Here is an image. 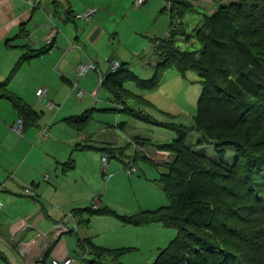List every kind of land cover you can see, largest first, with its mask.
I'll list each match as a JSON object with an SVG mask.
<instances>
[{"label":"trees","instance_id":"trees-1","mask_svg":"<svg viewBox=\"0 0 264 264\" xmlns=\"http://www.w3.org/2000/svg\"><path fill=\"white\" fill-rule=\"evenodd\" d=\"M161 1L169 30L165 37L154 39L158 62L152 77L139 79L121 62L115 73L102 75L100 89L121 100L124 82L133 81L139 89L151 91L171 68L181 75L194 72L200 78L196 112L189 125L158 121L127 106L122 109L133 118L176 134L169 143L153 144L171 154L168 162L155 164L163 170L157 182L168 204L131 216H118L107 208L89 207L83 212L89 217L116 216L125 225L159 223L174 228L175 237L151 264H264V0L222 3L211 13H201L191 32L184 19L195 9L194 2L202 0ZM195 44L199 48L191 49ZM1 96L18 111L24 129L40 117L19 98L7 92ZM92 112L86 110L65 122L81 133ZM193 132L200 137L196 145H188V135ZM133 142L142 147L151 144L140 136ZM208 144L214 146L217 159L195 149ZM130 146L100 151L118 158ZM74 148L93 147L79 142ZM223 148L233 150L232 164L225 162ZM72 163L69 158L65 166ZM79 212L74 211L73 216ZM79 223L87 225L89 220ZM77 242L92 257L89 264H104L106 257L114 260L130 250L96 247L87 239Z\"/></svg>","mask_w":264,"mask_h":264},{"label":"crops","instance_id":"crops-1","mask_svg":"<svg viewBox=\"0 0 264 264\" xmlns=\"http://www.w3.org/2000/svg\"><path fill=\"white\" fill-rule=\"evenodd\" d=\"M135 1L133 0L132 6L134 9L142 7L137 12H143V9L145 11L152 5V0H146L143 5L136 7ZM157 2L153 3L155 7L153 6L151 11L153 21L159 16L161 6L162 8L164 6L161 0ZM96 5L107 7L105 11L96 13L91 20L85 21L86 23L77 24L78 19L75 15L89 7L96 8ZM132 11L135 10L127 9L128 14ZM118 16V8L113 9L109 0H0V85H2L0 87V264H50L51 259L66 257L74 259L68 253L66 245L68 238L63 237L73 234V231L59 233L56 226L60 223L68 227L72 225L77 227V231H74L77 234V247L78 239H87L96 247L107 249L118 248L116 242L118 237L112 244L97 241L99 235L93 236L94 227L99 222L97 218H108L107 222L112 231L123 233L125 228L129 227L112 215L89 217L83 212L91 207L96 199L100 203V208L103 206L104 199L100 198L103 192L101 175H105L106 185L111 188L118 174L117 166L110 165L109 162L104 169L101 164L104 153L100 154L95 150L123 146L102 140L103 142L93 141L96 143L95 150L93 148L77 150L74 148L77 143H85L92 139L82 133H77L74 138L68 135L67 138L60 139L62 131L55 130L54 139L50 142L48 131L51 128L47 126L56 120L67 124L65 119L82 115L86 110H95L91 108L92 104L89 102L82 100L69 104V100L73 82L78 83L77 87L81 85L90 90L91 96L95 98L100 90L99 75L94 72L95 76L89 73L84 78L76 79L72 69L78 61L94 59L101 75L109 73V62L106 66L103 63L101 66L98 61L100 51L97 45L109 34L107 23L117 22ZM162 18L163 22L159 29L155 25L151 28L153 41L160 38V35L164 34L165 37L168 34V16ZM50 24H55L59 33L55 38V50L44 52L46 47L43 39ZM111 59L115 58L111 55L108 61ZM123 61L122 63H127L129 66L128 62ZM54 78L66 81L67 85L62 84L60 88L50 89ZM81 79L83 80L80 84ZM59 84L61 85L60 81ZM39 89H46L45 98L41 100L36 94ZM4 92L19 98L40 115V119L32 124L36 126L35 129L25 127L23 136L11 131L10 127L19 118V113L8 98L1 96ZM47 101L53 102L56 108L48 110L45 106ZM78 113L80 114L77 115ZM44 131L47 136L43 139L40 138V134ZM102 131L104 132V128ZM135 137L128 138L125 144L131 143L127 154V157L131 158L130 161L134 157L138 158L137 153L142 154L143 159L154 165L166 163L171 159L169 152L158 150L153 144H150L152 153L147 148L150 145L144 147L136 145L133 142ZM63 142H66L64 146L69 148V151L74 148L76 152L72 165L62 167L59 171V167L67 163V160L62 163L66 157L62 153L66 152V149L60 154L56 152L57 145H63ZM46 175L48 178L45 180ZM24 185H31L37 196L35 198L25 196ZM161 198V195L153 198L143 208L145 210L159 208ZM105 204L109 203L105 202ZM74 211H80L79 216H73L71 219L66 217L69 213L73 215ZM85 219L89 220L87 225L79 223ZM151 225L156 231L153 234L160 235L161 247L157 248L159 252L176 233L172 238L162 237V231L169 229L159 223L130 227L136 228L135 233L139 234L136 231L139 230L138 228L148 231L147 227ZM90 226L92 227L90 233H85L86 236H78L79 228L84 227V230H88Z\"/></svg>","mask_w":264,"mask_h":264},{"label":"rangeland","instance_id":"rangeland-1","mask_svg":"<svg viewBox=\"0 0 264 264\" xmlns=\"http://www.w3.org/2000/svg\"><path fill=\"white\" fill-rule=\"evenodd\" d=\"M157 1L160 0H152V5L147 10L144 11L143 9V12H137V10H141L142 7L134 9V7H132L133 0L130 2L129 0H109L110 6H112L113 9L118 8L119 16L117 22L113 23V21H110L107 23L109 34L106 35L97 45V48L100 51L98 61H100L101 66L102 63L106 66L109 62L108 58L112 55V57L115 58L114 60H117L120 63L123 60H125L123 62H128L129 72L136 74L139 79H148L152 77L153 66L158 62V57L154 51V41L152 39L153 33L151 28L155 25L157 29H159L163 22L162 17H167V13L161 11L159 16L157 15V19L155 21L152 20L153 15L151 11L154 6L153 3H158ZM221 1L202 0L194 2L195 9L188 13L184 19L187 32H191L193 26L200 18L201 13H211L220 4H229L236 0ZM105 7L96 5V8L98 9L96 13L105 11ZM128 8H132L135 11H132L129 15L127 13ZM82 23L86 22L77 20V24ZM163 36L164 34L159 37L162 38ZM198 48L199 47L196 44L191 47V49ZM52 49L55 50V47ZM93 73V71L90 72L91 76H95ZM82 80L83 79H81L80 84ZM59 81L61 85L59 84ZM40 84H42V82H40ZM62 84L67 85V82L54 78L51 82L52 86H50V89L55 90L60 88L62 87ZM76 84H74L75 86L72 85L73 90L70 95L71 99L69 100V104L83 100L91 103V108H95L92 112V115L94 114V116H92L87 126L81 131L83 135L92 139L85 142V144L91 145L93 150H95L96 146V143H93V141L103 142L102 140H108L109 142H114L113 145L124 147L127 143V139L135 136L147 138L150 140L151 144L171 142L176 136L175 132L133 118L129 116L126 111L122 110L123 106H127L136 111H143L158 121H174L176 124L189 125L192 116L196 112L197 99L201 89L200 78L196 73L187 72L185 75H181L175 68L168 69L163 74L161 84L151 91H143L139 89L133 81L124 82L123 90L125 91V94L120 98L121 100H116L113 94L105 89H100L97 96L94 98L91 96L90 90L85 89L81 85L77 87L78 85ZM79 91H82L81 97L77 96ZM137 96H142L144 101ZM79 114L80 113L77 115ZM41 117H43V115ZM62 122L63 121L58 122V120H56L52 124H47V126H50L51 128L48 131L50 142L54 139L53 132L55 130L62 131L60 139H64V137L67 138L68 135L72 138L76 137L77 131ZM122 123L125 125H122ZM26 127L29 129L36 128V126L32 124H29ZM103 128L104 132L102 131ZM199 137L200 134L196 132L190 133L187 140L188 145H196ZM37 140L42 142L39 139ZM65 144L66 142L63 145H57L58 147L56 149L57 154H60L63 149H66V152L63 151L64 153H62L66 155L62 163H65L66 160L68 162L69 158L73 160L74 153L76 152L74 151V148L72 151H69V148L64 146ZM147 148H149V152L152 153L153 149L151 148V145ZM195 149L217 159L213 145L195 146ZM223 150L226 153L224 157L225 162L227 164H232L235 155L233 150L230 148H223ZM95 151H98L100 154L106 152L103 150V152L100 150ZM127 154L128 150H125L123 155H118V158L113 155H107L110 165L117 166L118 174H116L114 185L111 188H108L106 185L105 175H101L103 192L101 193L100 198L104 199L102 208L114 211L118 216H131L137 213L140 208L141 210H145L143 207L159 195H161L162 201L158 206L161 207L168 204V201L157 182L162 168L143 159L142 154L137 153L139 154L138 158H136L135 161H131L132 164L134 162L137 171L130 176H127L125 169L131 159L127 157ZM62 167H65V165L62 164V166L59 167V171ZM105 202H108L109 204L107 205ZM104 204L107 207H105ZM97 219H99V222L94 227L95 235H93H99V238H96L97 241H101L104 244H112V242L118 237L116 240L117 247L130 249L120 256L115 257L114 260L110 257H106L103 262L104 264H151L155 260L158 254L157 248L161 247V245H159L160 235L156 236L153 234L156 232L153 225L147 227L148 231H144V228H138L139 230L136 231L139 234L135 233L136 228H131L130 226L132 225H129V227H126L123 233H121V231H112V228L107 222L108 218L100 217ZM72 227L74 226L72 225ZM90 228L92 227L90 226L88 230H84V227L79 228L80 233H78V236H86L85 233H90ZM167 229L169 230L162 231L161 236L172 238L175 235L176 230L169 227H167ZM72 233L73 234L63 236L68 238L66 243L68 253L73 256L76 264H89L91 257L88 254H83V252L77 247V234L74 231ZM169 241L170 239L164 246H162V248H165ZM108 248L114 250L118 249Z\"/></svg>","mask_w":264,"mask_h":264},{"label":"built area","instance_id":"built-area-1","mask_svg":"<svg viewBox=\"0 0 264 264\" xmlns=\"http://www.w3.org/2000/svg\"><path fill=\"white\" fill-rule=\"evenodd\" d=\"M145 1L146 0H136L135 6L140 7L141 5L144 4ZM29 3L32 4V2H29ZM97 11H98V9L94 8V7L87 8L83 12L75 15V18L78 20H81V21H89L92 19V17L96 14ZM58 33H59V29L55 24H50L48 26L47 32H46L44 39H43V42H44V45L46 48H50V50H51L54 47L55 38L57 37ZM82 54L83 53L80 51V55H82ZM109 65H110L109 73L113 74L120 68L121 63L117 60L111 59L109 61ZM91 71H93L99 75L98 87L100 88V85L102 83L103 78H102V75L100 74V70L98 68L97 62L94 59H87L86 61H78L73 66V69H72V73L76 79L86 77ZM74 84H76V83H73V85ZM36 94H37L38 99L41 100V99L45 98L46 89H39ZM77 96L81 97L82 91H79ZM45 106L48 110H53L56 108V105L51 101H47ZM10 129H11V131L17 133L18 135L23 136V133H24L23 119L21 117H19L15 121V123H13L11 125ZM46 136H47V134L45 131L40 134V138L44 139V138H46ZM131 161L128 162L127 168L125 169L127 176H130L131 174H133L137 171L136 167L131 163ZM107 163H108V158L106 155H103L101 158V164L104 167V169L107 168ZM47 178H48V175H46L44 177L45 180ZM23 192H24L25 196L30 197V198H35L37 196L35 190L32 188L31 185H24ZM99 208H100V203L96 199L93 201V203L91 205V209L97 210ZM66 217L67 218L69 217L71 219V218H73V215L69 213V214H67ZM56 229L59 230V233H63L65 231L66 232L77 231V227H74V228L68 227L66 224L63 225L62 223L58 224L56 226ZM50 264H76V261L72 258L66 257L63 259H51Z\"/></svg>","mask_w":264,"mask_h":264}]
</instances>
